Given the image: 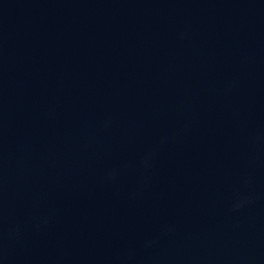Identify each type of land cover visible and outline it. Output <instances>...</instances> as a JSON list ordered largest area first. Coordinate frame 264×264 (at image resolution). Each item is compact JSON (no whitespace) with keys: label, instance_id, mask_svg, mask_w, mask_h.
I'll return each mask as SVG.
<instances>
[{"label":"water","instance_id":"water-1","mask_svg":"<svg viewBox=\"0 0 264 264\" xmlns=\"http://www.w3.org/2000/svg\"><path fill=\"white\" fill-rule=\"evenodd\" d=\"M0 264H264V0H0Z\"/></svg>","mask_w":264,"mask_h":264}]
</instances>
